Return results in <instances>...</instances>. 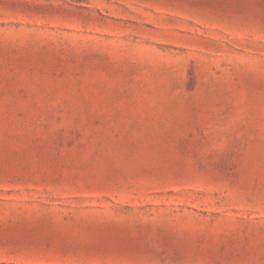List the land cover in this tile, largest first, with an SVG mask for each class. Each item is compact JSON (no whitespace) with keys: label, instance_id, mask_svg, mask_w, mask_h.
Returning <instances> with one entry per match:
<instances>
[{"label":"rangeland","instance_id":"rangeland-1","mask_svg":"<svg viewBox=\"0 0 264 264\" xmlns=\"http://www.w3.org/2000/svg\"><path fill=\"white\" fill-rule=\"evenodd\" d=\"M0 264H264V0H0Z\"/></svg>","mask_w":264,"mask_h":264}]
</instances>
